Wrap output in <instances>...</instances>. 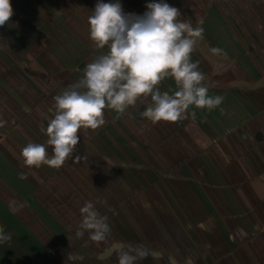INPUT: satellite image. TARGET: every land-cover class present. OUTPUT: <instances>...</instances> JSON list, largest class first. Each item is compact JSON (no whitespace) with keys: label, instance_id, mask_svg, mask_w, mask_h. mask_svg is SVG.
Wrapping results in <instances>:
<instances>
[{"label":"crops","instance_id":"crops-1","mask_svg":"<svg viewBox=\"0 0 264 264\" xmlns=\"http://www.w3.org/2000/svg\"><path fill=\"white\" fill-rule=\"evenodd\" d=\"M97 2L11 0L0 27V229L11 236L0 264H118L121 252L135 264H169L176 245L189 253L193 241L221 250L229 241L222 261L245 254L264 264V0H164L204 29L191 58L208 94L224 98L219 107L190 106L176 123L142 118L150 97L123 115L106 109L105 125L81 130L61 168L25 166L28 143L52 154L54 97L108 52L90 39ZM152 2L160 0H120L136 15ZM159 88L179 90L170 77ZM85 202L106 217L102 241L81 229Z\"/></svg>","mask_w":264,"mask_h":264},{"label":"clouds","instance_id":"clouds-1","mask_svg":"<svg viewBox=\"0 0 264 264\" xmlns=\"http://www.w3.org/2000/svg\"><path fill=\"white\" fill-rule=\"evenodd\" d=\"M146 7L143 15L126 14L120 0H98L88 18L89 34L97 48L107 46L108 52L87 64L83 78L54 97L46 128L52 154L42 144L28 143L21 151L25 166L61 168L76 153L81 130L95 131L105 125L106 109L123 115L150 97L141 117L153 123H176L187 118L190 106L211 111L223 103L222 96L208 94L199 63L191 58L204 29L181 20L180 11L164 0ZM13 14L11 0H0V27L10 22ZM221 51L212 49L213 53ZM169 77L179 89L173 95L159 88ZM75 159L80 156L75 155ZM80 212L81 229L88 230L93 241L104 240L110 233L106 217L92 202H85ZM83 234L78 231L76 236ZM10 240L11 236L0 229V244ZM136 259L121 252L118 264H135Z\"/></svg>","mask_w":264,"mask_h":264},{"label":"rangeland","instance_id":"rangeland-1","mask_svg":"<svg viewBox=\"0 0 264 264\" xmlns=\"http://www.w3.org/2000/svg\"><path fill=\"white\" fill-rule=\"evenodd\" d=\"M20 19L23 20V18H20ZM176 200L182 201L181 199H176ZM193 242H194V245L192 244V246L189 248V250H190L189 253H188V250L184 249L181 245H178V246L176 245L175 246L176 247V253L174 254V256L172 258L175 262L171 263L167 259H165V261H167L169 264H173V263L174 264H255L254 262L248 261L245 254L243 255L242 259L240 257V259L236 262L231 261L230 258H224V257H223V261H222V259H220L221 254L223 253V251L227 247L229 250V248H230V242L229 241H223L224 243H226L223 250H221L219 247V241H206L205 245L204 244L202 245L201 241H193ZM199 243L201 244V246ZM203 247L206 248L207 254H205V253L203 254ZM243 247H244V249L246 248V246H243ZM201 249H202L203 257H201V259H200V257L198 256V252ZM224 254L225 253H223V255Z\"/></svg>","mask_w":264,"mask_h":264},{"label":"built area","instance_id":"built-area-1","mask_svg":"<svg viewBox=\"0 0 264 264\" xmlns=\"http://www.w3.org/2000/svg\"><path fill=\"white\" fill-rule=\"evenodd\" d=\"M224 1H233V0H224Z\"/></svg>","mask_w":264,"mask_h":264}]
</instances>
